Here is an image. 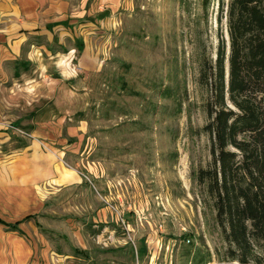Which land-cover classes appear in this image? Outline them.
<instances>
[{
	"label": "rangeland",
	"instance_id": "1",
	"mask_svg": "<svg viewBox=\"0 0 264 264\" xmlns=\"http://www.w3.org/2000/svg\"><path fill=\"white\" fill-rule=\"evenodd\" d=\"M102 7L108 20L90 35L101 72L90 78L85 97L82 84L68 97L84 116L56 117L59 126L28 134L12 123L38 102L33 90L11 84L29 95L20 103L0 94L6 109L0 123L10 134L0 137L3 215L10 220L39 212L42 226L26 223L25 238L0 226V264H227L213 202L194 180L212 164L204 131L209 93L200 71L214 63L221 36L228 43L218 4L108 0ZM62 123L79 125L83 136L72 134L78 139L70 145ZM20 139L30 147L18 149ZM61 162L87 184L52 194ZM37 186L51 193L42 202L32 194ZM22 199L32 208L19 213ZM27 241L35 253L25 261L19 258ZM77 247L91 260L76 258Z\"/></svg>",
	"mask_w": 264,
	"mask_h": 264
},
{
	"label": "trees",
	"instance_id": "2",
	"mask_svg": "<svg viewBox=\"0 0 264 264\" xmlns=\"http://www.w3.org/2000/svg\"><path fill=\"white\" fill-rule=\"evenodd\" d=\"M212 1L203 0L204 8ZM216 3L229 39L221 36L214 63L200 71L212 164L194 180L213 202L225 262L264 264V0ZM0 224L18 231L19 222Z\"/></svg>",
	"mask_w": 264,
	"mask_h": 264
},
{
	"label": "crops",
	"instance_id": "3",
	"mask_svg": "<svg viewBox=\"0 0 264 264\" xmlns=\"http://www.w3.org/2000/svg\"><path fill=\"white\" fill-rule=\"evenodd\" d=\"M107 1L0 0V94H4L3 97L6 95L9 99L19 100L20 103L22 96L28 97L29 95L10 85L25 87L28 84L29 86L26 87L34 92L33 99L38 98V102L28 109L27 114L18 117L12 123L14 127L22 128L28 134H34L42 129L59 126L53 123L56 117L65 116L63 120L65 122L67 119L73 120L69 116L78 115V118L84 116L81 113L83 110L76 111V108L70 106L71 102L68 97L69 94L74 97L75 86L81 84L83 87L78 88L80 89L79 95L84 96L92 75L101 72V53L91 45L90 35L94 33L91 30L104 28V23L106 24L108 20L104 17L106 9L98 8V5L104 6ZM8 88L14 92L13 95L10 91L8 93ZM5 114L6 109H2L0 105V119ZM79 121L85 123L84 119ZM61 127L70 137L66 139L70 145L78 139L72 134L76 132H81L82 134H79L82 136L84 134L83 129L75 123L65 125L62 123ZM5 130V125L0 123V137L4 138L3 141L10 136ZM19 142L18 149H27L31 144L24 139H20ZM60 160L63 161L62 156ZM56 168L57 174L50 181L55 190L52 194L69 192V186L75 184H87V181L74 168H68L62 162ZM61 173L62 178H60ZM32 194L42 202L40 198H48L47 194L51 193L37 186ZM6 203L8 201L0 200V220L9 225L19 222L18 231H11L3 224L0 226L12 233L17 232L24 238L26 236L23 226L26 223L34 222L37 227H42L38 222L37 213L39 212L26 214L22 218H18L19 216L10 220L5 218L3 214ZM31 206V203L22 199L16 205L15 210L20 213L25 208L31 210ZM27 217L30 218L25 220ZM21 240L25 242L23 238ZM26 244L28 247H23V256L19 258L25 261L33 259L35 253L33 244L29 242V245L28 241ZM76 250L84 252L78 253ZM74 251L78 254L76 258L82 256L85 260H91L86 249L77 247ZM56 253L64 256L63 253ZM65 257L66 259L71 258L66 255Z\"/></svg>",
	"mask_w": 264,
	"mask_h": 264
}]
</instances>
